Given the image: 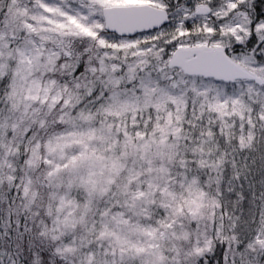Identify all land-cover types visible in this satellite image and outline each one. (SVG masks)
I'll return each mask as SVG.
<instances>
[{"label": "snow or ice", "instance_id": "obj_1", "mask_svg": "<svg viewBox=\"0 0 264 264\" xmlns=\"http://www.w3.org/2000/svg\"><path fill=\"white\" fill-rule=\"evenodd\" d=\"M0 264H264V0H0Z\"/></svg>", "mask_w": 264, "mask_h": 264}]
</instances>
